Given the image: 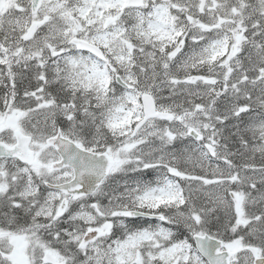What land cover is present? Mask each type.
I'll use <instances>...</instances> for the list:
<instances>
[{"label":"snow or ice","instance_id":"1","mask_svg":"<svg viewBox=\"0 0 264 264\" xmlns=\"http://www.w3.org/2000/svg\"><path fill=\"white\" fill-rule=\"evenodd\" d=\"M0 264H264V0H0Z\"/></svg>","mask_w":264,"mask_h":264}]
</instances>
